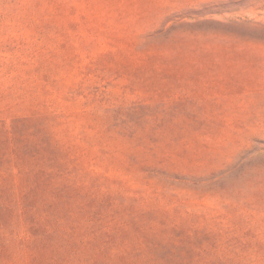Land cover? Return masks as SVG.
Segmentation results:
<instances>
[{"label": "rangeland", "instance_id": "rangeland-1", "mask_svg": "<svg viewBox=\"0 0 264 264\" xmlns=\"http://www.w3.org/2000/svg\"><path fill=\"white\" fill-rule=\"evenodd\" d=\"M0 264H264V0H0Z\"/></svg>", "mask_w": 264, "mask_h": 264}]
</instances>
